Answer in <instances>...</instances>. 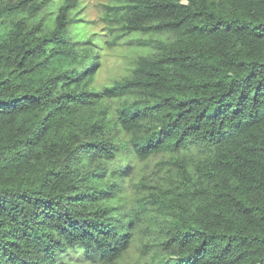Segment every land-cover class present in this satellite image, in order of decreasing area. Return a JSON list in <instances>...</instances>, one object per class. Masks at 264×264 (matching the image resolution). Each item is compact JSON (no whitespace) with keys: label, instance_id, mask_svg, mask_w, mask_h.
I'll return each mask as SVG.
<instances>
[{"label":"trees","instance_id":"16d2710c","mask_svg":"<svg viewBox=\"0 0 264 264\" xmlns=\"http://www.w3.org/2000/svg\"><path fill=\"white\" fill-rule=\"evenodd\" d=\"M104 6L0 0V264H264V0Z\"/></svg>","mask_w":264,"mask_h":264},{"label":"rangeland","instance_id":"374dc122","mask_svg":"<svg viewBox=\"0 0 264 264\" xmlns=\"http://www.w3.org/2000/svg\"><path fill=\"white\" fill-rule=\"evenodd\" d=\"M111 0H78L79 10L77 16L80 18L82 25L89 33L95 32L100 35L106 31V20L104 14L106 11L105 4ZM134 45H104L101 58V65L98 69L97 80L99 82H108L113 76L123 72L129 57L135 49Z\"/></svg>","mask_w":264,"mask_h":264}]
</instances>
